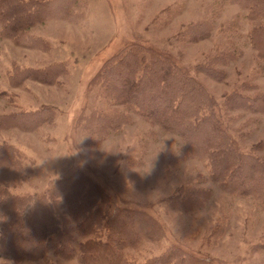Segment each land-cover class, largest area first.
<instances>
[{"label":"rangeland","instance_id":"1","mask_svg":"<svg viewBox=\"0 0 264 264\" xmlns=\"http://www.w3.org/2000/svg\"><path fill=\"white\" fill-rule=\"evenodd\" d=\"M80 22L45 20L29 28V34L43 38L46 48L15 45L0 37V114L51 108L52 118L35 131L11 128L0 131V144L20 151L24 170L0 169V182L12 192L40 196L61 179L80 175L111 196L122 208L147 213L163 228L161 240L142 239L135 248L121 249L130 261L158 256L167 247L209 257L225 264H264V205L252 198H239L210 182L204 161L184 158L182 141L164 132L126 106L113 105L96 96L101 89L92 79L108 60L126 48L152 49L169 56L179 66L190 67L218 53H232L234 59L218 69L221 81L197 75L207 91L220 103L224 95L248 83L257 87L248 96L264 93V60L254 51L250 22L245 10L226 0H84L74 6ZM206 18L212 31L205 40L188 41L182 27ZM1 29V26H0ZM140 56V55H139ZM63 64L65 73L55 84L26 80L13 86L12 68L41 69ZM89 108L128 117V123L105 137L90 135L80 123ZM224 124L239 148L249 150L264 142V114L227 112ZM264 157V147L257 151ZM26 170V171H25ZM181 186L207 189L210 197L197 211L181 213L162 203ZM63 226L77 241L83 240L69 219L66 207L58 204ZM118 229L132 230L130 221ZM221 227L219 235L214 232ZM264 245V244H263ZM104 253H106L104 251ZM0 264H14L0 255ZM18 264H77L52 253Z\"/></svg>","mask_w":264,"mask_h":264},{"label":"trees","instance_id":"2","mask_svg":"<svg viewBox=\"0 0 264 264\" xmlns=\"http://www.w3.org/2000/svg\"><path fill=\"white\" fill-rule=\"evenodd\" d=\"M84 0H0V37L27 48H46L43 38L29 34V28L50 19L80 22L81 14L74 6ZM245 10L250 22L259 20L248 32V39L257 56L264 60V0H226ZM211 21L203 18L182 27L180 35L188 41L206 39L212 31ZM135 47V46H133ZM126 48L104 66L92 79L101 89L96 96L117 107L132 109L137 115L158 126L164 132L175 133L182 141L181 155L204 161L210 182L227 194L252 198L264 205V157L258 142L243 150L233 142L224 117L227 112L243 111L264 114V93L248 96L247 90L257 87L242 83L224 95L222 101L207 91L197 79L221 81L225 73L218 66L234 59L231 53H218L190 67L179 66L169 56L152 49ZM140 55V56H139ZM63 64L41 69L12 68L10 83L20 86L26 80L42 85L55 84L65 72ZM49 107L35 111L0 114V131L17 128L35 131L51 120ZM128 117L110 114L96 108L80 115V123L98 139L128 123ZM24 157L12 145L0 144V169L27 168ZM26 171V170H25ZM207 189L181 186L162 203L181 213L201 209L210 197ZM66 207L69 219L83 238L77 241L56 206ZM130 221L132 230L118 229L119 222ZM221 227L214 232L219 235ZM164 231L160 223L145 212L117 206L111 196L80 175L61 179L40 196L12 192L0 182V255L14 264L21 260H37L52 253L77 264H225L220 260L195 256L174 245L158 256L130 261L121 249L135 248L142 239L161 240ZM258 247H264V235ZM104 251L106 253H104Z\"/></svg>","mask_w":264,"mask_h":264}]
</instances>
